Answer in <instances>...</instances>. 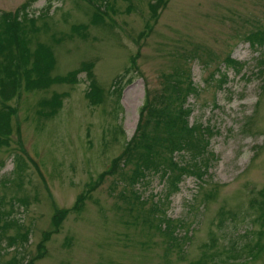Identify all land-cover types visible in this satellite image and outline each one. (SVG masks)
<instances>
[{
    "label": "rangeland",
    "instance_id": "rangeland-1",
    "mask_svg": "<svg viewBox=\"0 0 264 264\" xmlns=\"http://www.w3.org/2000/svg\"><path fill=\"white\" fill-rule=\"evenodd\" d=\"M26 1L0 0V14ZM153 1L32 6L38 31L29 39L52 47L53 75L93 62L103 99L91 103L83 72L76 84L22 87L9 104L16 115L10 146L0 147V264H264V218L253 204L264 189V49L245 42L249 31L264 28V0H168L158 19ZM229 56L242 67L228 66ZM177 68L189 69L197 87L187 101L190 122L213 132L204 181L186 175L172 190L151 175L140 186L144 211L156 202L163 212L144 225L147 214L129 212L116 195L122 187L112 192L116 178L107 177L55 231L56 210H72L88 185L111 171L135 135L146 94L159 92ZM56 93L66 94L63 106L43 118L41 102ZM165 219L182 238L179 245L159 229L168 227Z\"/></svg>",
    "mask_w": 264,
    "mask_h": 264
},
{
    "label": "trees",
    "instance_id": "trees-1",
    "mask_svg": "<svg viewBox=\"0 0 264 264\" xmlns=\"http://www.w3.org/2000/svg\"><path fill=\"white\" fill-rule=\"evenodd\" d=\"M37 1L39 0H28L14 12L0 14V147L10 146L14 135L13 119L16 110L9 104L18 97L22 87L26 91H34L49 89L57 84H76L79 81L78 75L85 72L90 81V92L87 96L91 103L97 105L103 99V91L94 79L93 62L83 64L80 69L66 76L53 75L56 56L52 47L43 43L33 44L29 39V33L36 34L38 31L35 27L36 19L29 18L30 10ZM83 1L95 3V0ZM103 1L105 5L107 0ZM167 3L168 0H154L150 3L149 8L153 19H158L160 11L166 7ZM52 5L50 1L45 10L50 11ZM245 42L254 49H264V28L257 27L249 31L245 35ZM196 54L197 52H193L190 58H196ZM225 61L228 66L237 70L242 67V64L234 60L232 56ZM217 71L221 72V68ZM224 78L226 75L218 81L220 87L225 83ZM119 81L121 80L118 79L115 82L118 87L121 83ZM164 81L159 92L146 94L135 135L126 143L123 152L111 163V171L102 172L96 181H92L84 194H80L72 210H56L52 220L55 231H58L71 212L82 211L86 200L85 195H90L93 189L100 187L107 177L116 178L111 188L112 192L116 193L117 186L122 187L116 195L125 202L127 207H130L129 212L147 214L148 219L143 220L144 225L149 224L151 218L157 219L158 214L163 212L156 202L149 208L148 213L145 212L146 203L140 193V186L144 185L151 175H158L163 182H169L172 190L178 189V183L186 175L195 176L199 181H204L205 170L211 166L214 156L210 150L213 132L202 124L190 122L193 111L187 105V101L190 95L197 93L193 76L189 69L177 68L172 74L164 76ZM65 98L66 94L56 93L51 100L42 101L43 110L39 111V114L43 118L55 117L63 106ZM187 153L192 157L186 155ZM18 169L20 173L23 171L21 164ZM213 193L215 194L216 191ZM214 194H209L205 202L210 201ZM259 194L262 201L260 203L254 201L253 204L258 203L262 211L259 219H263L264 189ZM1 206L0 203V217L3 218L5 212ZM167 223L166 229L162 227L159 229L162 233H166L167 237L171 236L173 242L178 245L172 231L173 225L169 219ZM52 234L53 232L45 234L46 241ZM14 245V242L9 243L11 247ZM197 264H205V262L200 261Z\"/></svg>",
    "mask_w": 264,
    "mask_h": 264
},
{
    "label": "bare ground",
    "instance_id": "bare-ground-1",
    "mask_svg": "<svg viewBox=\"0 0 264 264\" xmlns=\"http://www.w3.org/2000/svg\"><path fill=\"white\" fill-rule=\"evenodd\" d=\"M27 1H28V0H27ZM24 3H25V2H24ZM24 3H23V4H24ZM23 4H21V5H23ZM21 5H20V6H21Z\"/></svg>",
    "mask_w": 264,
    "mask_h": 264
}]
</instances>
